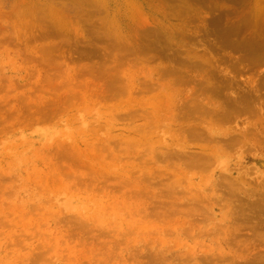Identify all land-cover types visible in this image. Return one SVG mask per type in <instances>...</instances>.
Returning <instances> with one entry per match:
<instances>
[{"label": "rangeland", "instance_id": "374dc122", "mask_svg": "<svg viewBox=\"0 0 264 264\" xmlns=\"http://www.w3.org/2000/svg\"><path fill=\"white\" fill-rule=\"evenodd\" d=\"M0 264H264V0H0Z\"/></svg>", "mask_w": 264, "mask_h": 264}, {"label": "bare ground", "instance_id": "6f19581e", "mask_svg": "<svg viewBox=\"0 0 264 264\" xmlns=\"http://www.w3.org/2000/svg\"><path fill=\"white\" fill-rule=\"evenodd\" d=\"M22 1H23V0H22ZM19 2H21V0H19ZM22 3H23V2H22ZM25 6H26V5H25ZM25 6H24V7H25ZM15 7H16V4H15ZM24 7H23V8H24ZM26 7H27V6H26ZM26 7H25V8H26ZM125 88H127V87H125ZM141 89H142V88H141ZM143 90H144V89H143ZM134 91H135V90H134ZM126 92L128 93V91H126ZM139 92H141V91H139ZM139 92H138V93H139ZM135 94H136V93H135ZM135 94H133V95H135ZM81 99H83V98H81ZM83 103H85V102H83ZM166 106H167V105H166ZM158 108H161V107H158ZM166 108H167V107H166ZM84 109H85V107H84ZM164 109H165V108H164ZM164 109H163V110H164ZM165 110H166L167 112H169L168 109H165ZM165 110H164V111H165ZM84 111H85V110H84ZM94 111H95V110H94ZM161 111H162V110H161ZM166 111H165V112H166ZM158 112H160V111L158 110ZM83 113H84V112H83ZM92 113H93V112H92ZM150 113H152V112L150 111ZM162 115H163V114H162ZM165 115H169V113H168V114H165ZM144 117H145V116H144ZM146 117H147V116H146ZM166 117H167V116H166ZM82 118H83V116H82ZM151 118H152V117H151ZM151 118H150V119H151ZM158 118H159V117H158ZM154 119H155V118H154ZM82 120H83V119H82ZM162 120H163V119H162ZM92 122H94V121H92ZM155 122H156V121H155ZM16 123H17V122H16ZM153 123H154V121H153ZM153 123H152V125H153ZM161 124H162V123H161ZM159 125H160V124H159ZM146 127H147V126H146ZM78 128L80 129V127H78ZM150 129H151V128H150ZM103 130H104V129H103ZM100 131H101V130H100ZM77 133H78V132H77ZM136 133H137V132H136ZM155 133H156V132H155ZM78 134H79V133H78ZM107 135H108V134H107ZM104 137H105V136H104ZM155 138H156V137H155ZM158 139H160V138H158ZM158 139H157V140H158ZM104 140H105V138H104ZM105 141H106V140H105ZM120 142H121V141H120ZM120 142H119V143H120ZM124 143H125V142H124ZM133 143H134V142H133ZM111 144H112V143H111ZM135 144H137V143H135ZM148 144H150V143H148ZM103 145H104V144H103ZM118 145H119V144H118ZM131 145H132V144H131ZM60 146H61V145H60ZM100 146H101V145H100ZM58 147H59V146H58ZM106 147H107V146H106ZM115 147H116V146H115ZM118 147H119V146H118ZM118 147H117V148H118ZM132 147H133V146H132ZM48 149H49V148H48ZM57 150H58V149H57ZM107 150H108V149H107ZM120 151H121V150H120ZM134 151H135V149H134ZM70 152H71V151H70ZM70 152L67 151V153H69L68 155H70ZM63 154H64V153H63ZM97 155H98V154H97ZM60 156H61V155H60ZM84 156H85V155H84ZM102 157H103V156H102ZM96 158H98V156H97ZM100 158H101V157H100ZM106 158H107V157H106ZM106 158H105V159H106ZM113 159H114V158H113ZM118 161H119V160H118ZM76 163H77V162H76ZM86 164H88V163L85 162V165H86ZM107 164H108V163H107ZM48 165H49V164H48ZM50 165H51V164H50Z\"/></svg>", "mask_w": 264, "mask_h": 264}]
</instances>
